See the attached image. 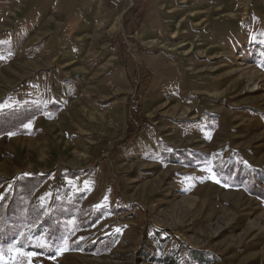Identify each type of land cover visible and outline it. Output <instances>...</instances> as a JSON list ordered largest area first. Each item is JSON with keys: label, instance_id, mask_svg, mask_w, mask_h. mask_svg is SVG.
Instances as JSON below:
<instances>
[{"label": "rangeland", "instance_id": "1", "mask_svg": "<svg viewBox=\"0 0 264 264\" xmlns=\"http://www.w3.org/2000/svg\"><path fill=\"white\" fill-rule=\"evenodd\" d=\"M136 1L0 0L4 264H264V0Z\"/></svg>", "mask_w": 264, "mask_h": 264}, {"label": "trees", "instance_id": "2", "mask_svg": "<svg viewBox=\"0 0 264 264\" xmlns=\"http://www.w3.org/2000/svg\"><path fill=\"white\" fill-rule=\"evenodd\" d=\"M145 6V0H138L133 3V5L127 10V12L124 15V23L126 24V27L128 28V36L132 37L135 33V30L139 29L141 25L143 24V9ZM124 43H121V47H116L118 50L124 49ZM119 61L121 63H124L125 61L122 60V54L119 53ZM127 69V67H126ZM142 80L140 81L135 94V102L136 105H133L134 103H129L130 108V119L128 120V129H127V137L126 142L129 140L133 141V139L138 135L140 128L146 124L145 118L142 115V104H143V94L145 92V89L147 88V80H148V74L145 72L142 75Z\"/></svg>", "mask_w": 264, "mask_h": 264}, {"label": "snow or ice", "instance_id": "3", "mask_svg": "<svg viewBox=\"0 0 264 264\" xmlns=\"http://www.w3.org/2000/svg\"><path fill=\"white\" fill-rule=\"evenodd\" d=\"M2 199V197H0ZM64 247L57 248V253H61L69 250L67 246V241H64ZM24 244L19 242L17 245L13 246V248L9 249L10 254L12 255L11 264H23V258L28 257L29 262L31 260V253H27L24 250ZM0 264H4V254L3 251H0Z\"/></svg>", "mask_w": 264, "mask_h": 264}, {"label": "built area", "instance_id": "4", "mask_svg": "<svg viewBox=\"0 0 264 264\" xmlns=\"http://www.w3.org/2000/svg\"><path fill=\"white\" fill-rule=\"evenodd\" d=\"M107 1H108L109 6L113 10L117 11L121 8V0H107Z\"/></svg>", "mask_w": 264, "mask_h": 264}]
</instances>
